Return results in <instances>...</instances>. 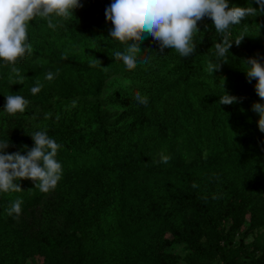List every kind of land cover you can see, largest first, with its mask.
<instances>
[{
	"label": "trees",
	"instance_id": "1",
	"mask_svg": "<svg viewBox=\"0 0 264 264\" xmlns=\"http://www.w3.org/2000/svg\"><path fill=\"white\" fill-rule=\"evenodd\" d=\"M34 255L264 264V0H0V264Z\"/></svg>",
	"mask_w": 264,
	"mask_h": 264
},
{
	"label": "rangeland",
	"instance_id": "2",
	"mask_svg": "<svg viewBox=\"0 0 264 264\" xmlns=\"http://www.w3.org/2000/svg\"><path fill=\"white\" fill-rule=\"evenodd\" d=\"M130 79L125 77V76H115L113 78H109L107 80V84L102 92L101 98L106 100V97L108 94L110 93H115L118 92V90L122 89V90H127V86L130 83ZM104 103H106V101H104ZM107 106L110 110H114L116 108V106L109 104H104V107ZM119 107V106H118ZM117 107V108H118ZM251 239L250 236L247 237V240ZM41 261V256L38 255H34L32 257H29L26 259L24 264H39Z\"/></svg>",
	"mask_w": 264,
	"mask_h": 264
}]
</instances>
